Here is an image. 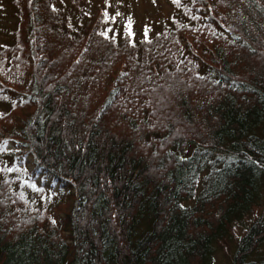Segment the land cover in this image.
I'll return each mask as SVG.
<instances>
[{"label":"trees","instance_id":"obj_1","mask_svg":"<svg viewBox=\"0 0 264 264\" xmlns=\"http://www.w3.org/2000/svg\"><path fill=\"white\" fill-rule=\"evenodd\" d=\"M122 1L9 0L0 264H264V0Z\"/></svg>","mask_w":264,"mask_h":264},{"label":"rangeland","instance_id":"obj_2","mask_svg":"<svg viewBox=\"0 0 264 264\" xmlns=\"http://www.w3.org/2000/svg\"><path fill=\"white\" fill-rule=\"evenodd\" d=\"M118 7L110 8V14L115 16L111 25L116 29L129 30L137 34L157 32L170 23L175 12L173 0H124ZM16 23L15 7L9 0H0V46L10 40V31L15 28ZM6 110V105L0 107V113ZM31 163L32 160L28 159V164ZM37 180L45 187H50L54 183L53 178L45 176L44 173L38 175ZM216 264H223L221 256Z\"/></svg>","mask_w":264,"mask_h":264},{"label":"snow or ice","instance_id":"obj_3","mask_svg":"<svg viewBox=\"0 0 264 264\" xmlns=\"http://www.w3.org/2000/svg\"><path fill=\"white\" fill-rule=\"evenodd\" d=\"M6 143V142H5ZM0 150H3V146L2 145H0Z\"/></svg>","mask_w":264,"mask_h":264}]
</instances>
